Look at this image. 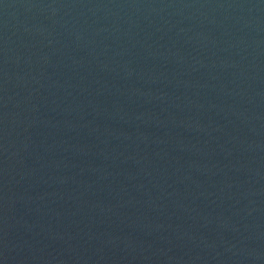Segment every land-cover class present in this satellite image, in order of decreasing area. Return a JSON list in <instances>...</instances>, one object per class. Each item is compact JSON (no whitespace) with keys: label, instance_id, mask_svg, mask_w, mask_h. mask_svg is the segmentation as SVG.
<instances>
[{"label":"water","instance_id":"obj_1","mask_svg":"<svg viewBox=\"0 0 264 264\" xmlns=\"http://www.w3.org/2000/svg\"><path fill=\"white\" fill-rule=\"evenodd\" d=\"M0 264H264V0H0Z\"/></svg>","mask_w":264,"mask_h":264}]
</instances>
